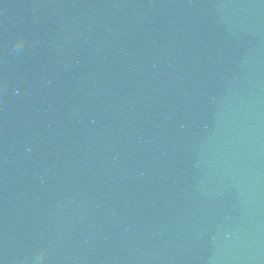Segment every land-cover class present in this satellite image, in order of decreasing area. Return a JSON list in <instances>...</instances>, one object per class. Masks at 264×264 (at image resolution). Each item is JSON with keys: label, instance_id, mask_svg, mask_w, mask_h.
<instances>
[{"label": "water", "instance_id": "1", "mask_svg": "<svg viewBox=\"0 0 264 264\" xmlns=\"http://www.w3.org/2000/svg\"><path fill=\"white\" fill-rule=\"evenodd\" d=\"M0 264H264V0H0Z\"/></svg>", "mask_w": 264, "mask_h": 264}, {"label": "clouds", "instance_id": "2", "mask_svg": "<svg viewBox=\"0 0 264 264\" xmlns=\"http://www.w3.org/2000/svg\"><path fill=\"white\" fill-rule=\"evenodd\" d=\"M44 255V250H41L40 256L37 257V261Z\"/></svg>", "mask_w": 264, "mask_h": 264}]
</instances>
